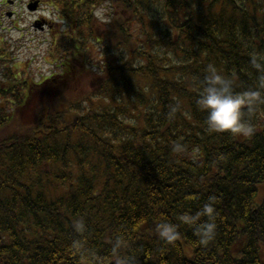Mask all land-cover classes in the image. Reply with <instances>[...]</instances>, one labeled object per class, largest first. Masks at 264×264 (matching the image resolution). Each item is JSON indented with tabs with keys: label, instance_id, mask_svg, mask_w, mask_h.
I'll return each mask as SVG.
<instances>
[{
	"label": "trees",
	"instance_id": "trees-1",
	"mask_svg": "<svg viewBox=\"0 0 264 264\" xmlns=\"http://www.w3.org/2000/svg\"><path fill=\"white\" fill-rule=\"evenodd\" d=\"M51 4L70 32L59 72L33 84L0 64V264H264V105L246 117V138L209 132L195 105L209 64L237 91L255 86L264 0ZM102 5L110 13L99 19ZM209 196L210 245L183 225L175 244L159 240L156 223H177Z\"/></svg>",
	"mask_w": 264,
	"mask_h": 264
},
{
	"label": "clouds",
	"instance_id": "clouds-1",
	"mask_svg": "<svg viewBox=\"0 0 264 264\" xmlns=\"http://www.w3.org/2000/svg\"><path fill=\"white\" fill-rule=\"evenodd\" d=\"M105 12L106 8L102 5L95 10V15L102 17ZM249 64L255 70L256 84L243 91H237L234 80L223 74L215 65L207 66L206 74L200 81L195 105L198 111L206 114L205 124L209 132L245 138L254 134L255 127L246 117L253 113L257 106L264 105V52L252 51L249 54ZM175 110L171 109L172 112ZM174 151H182V146L177 143ZM216 204V197L209 196L207 202L195 213L185 211L178 214L175 217L177 223L167 219L156 223L155 233L160 241L173 245L181 239L179 227L183 225L193 230L199 246L207 247L216 236ZM73 228L77 238L71 241L70 247L79 256L83 249L79 237L87 230V226L83 220H78ZM123 244V239L117 237L113 250H120ZM86 258L89 264H92V258ZM116 264H136V260L131 255H120Z\"/></svg>",
	"mask_w": 264,
	"mask_h": 264
},
{
	"label": "rangeland",
	"instance_id": "rangeland-1",
	"mask_svg": "<svg viewBox=\"0 0 264 264\" xmlns=\"http://www.w3.org/2000/svg\"><path fill=\"white\" fill-rule=\"evenodd\" d=\"M9 1L13 3L0 0L1 55L8 60L3 63L6 69L14 70L20 81L38 83L59 72L55 64H58L56 62L58 58L63 56L66 58L69 54L62 44L67 42V35H70V32L63 34L68 28L63 25L62 16L55 11L51 0H40V7L35 12L26 9V5L32 0ZM105 8L107 9L106 6ZM109 13L107 9L102 17H95L104 19ZM53 39L57 41L55 46L52 45ZM92 45L91 51L96 47L93 49L94 53L99 52V44ZM86 53L88 56L89 51ZM89 59L94 67L95 65L99 67V55L95 56L93 61ZM93 70L97 72L96 76H99L98 70ZM0 79L3 80L1 75ZM86 90L85 88L84 92ZM74 93L77 94L76 90Z\"/></svg>",
	"mask_w": 264,
	"mask_h": 264
},
{
	"label": "water",
	"instance_id": "water-1",
	"mask_svg": "<svg viewBox=\"0 0 264 264\" xmlns=\"http://www.w3.org/2000/svg\"><path fill=\"white\" fill-rule=\"evenodd\" d=\"M28 9H29V10H34V11H35V9H36V4L34 3L33 5H29V6H28Z\"/></svg>",
	"mask_w": 264,
	"mask_h": 264
}]
</instances>
